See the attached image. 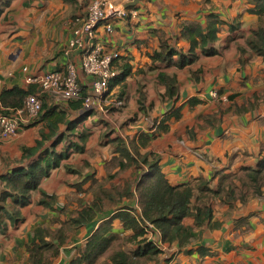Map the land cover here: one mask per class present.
<instances>
[{
    "label": "crops",
    "instance_id": "crops-1",
    "mask_svg": "<svg viewBox=\"0 0 264 264\" xmlns=\"http://www.w3.org/2000/svg\"><path fill=\"white\" fill-rule=\"evenodd\" d=\"M88 2L11 0L0 14V92L15 85L35 88L26 82L28 75L64 69L70 60L79 63V55H68L66 48ZM253 6V0H140L115 21L112 32L104 25L99 27V40L122 52L119 67L123 60L131 63V72L121 84L112 86L109 95L112 100L124 90V106L91 103L77 110L69 101L46 96L44 105L66 109L68 121L87 110L75 130L87 133L84 151L71 149L62 165L42 179L30 202L21 207L22 219L15 224L8 221L7 229L0 231V264H31L29 247L38 227L60 228L97 199L102 200L100 212L82 224H73L64 242L54 239L59 254L52 257L51 264H69L88 237L116 211L127 206L141 213L136 179L146 165L142 169L133 164L111 179L119 186L130 184L133 192L116 196L112 205L109 195L95 186L98 180L110 189L107 177L120 167L110 161L119 152L103 137L111 130L112 137H124L130 148L133 141L141 153L157 155L172 184L190 181L195 185L202 177L216 190L223 173L240 174L246 167L258 166L264 157V58L247 44L261 20L249 10ZM210 12L224 20L214 44L217 53L206 55L198 50V58L184 67L153 57L161 49V39L176 50L188 51L191 44L182 35L183 23L197 20L205 25ZM232 24L237 25L235 29ZM160 73L177 78L176 96L167 94ZM78 75L88 89L92 77L80 66ZM192 97L200 101L191 104ZM178 107L181 117L166 120L167 129H163V117ZM119 122L128 124L121 128ZM43 130L49 131L46 121L25 120L18 135L0 141V192L4 188L1 175L19 164L23 149L35 146ZM60 130L69 139L79 140L67 123H61ZM141 133L151 136L146 146L141 144ZM196 191L198 194V188ZM43 193L54 196L47 198L48 204L40 203ZM210 202L211 221L196 226L193 216L185 217L184 223L192 227L190 240L166 242L147 264H264V190L246 201L236 198L229 202L226 194H211ZM113 229L131 232L120 218L113 220ZM147 237L150 239V232ZM201 246L206 254L199 252ZM136 247L134 242L125 245L128 251Z\"/></svg>",
    "mask_w": 264,
    "mask_h": 264
},
{
    "label": "trees",
    "instance_id": "trees-1",
    "mask_svg": "<svg viewBox=\"0 0 264 264\" xmlns=\"http://www.w3.org/2000/svg\"><path fill=\"white\" fill-rule=\"evenodd\" d=\"M10 3L11 0H0V14ZM253 3L254 6L249 10L258 14L261 20L247 37V44L264 58V0H253ZM222 23L224 20L214 12L207 15L205 25L197 20L185 21L182 35L191 44L189 50L186 52L176 50L166 40L161 39V49L153 57L184 67L198 58L199 51L206 55H213L218 52L214 44L218 39ZM236 26V24H232L231 28L235 29ZM175 54L177 55L176 59L174 58ZM123 61L120 67L121 73L115 78L112 86L121 84L131 72V63ZM159 79L166 84L167 94L170 97L176 96L178 92L177 78L160 73ZM35 91L36 89L32 85L27 88L15 85L2 89L0 100L5 108L4 112H8L10 108L21 107L26 96ZM118 94L123 98L124 90L121 89ZM139 101L142 107V101ZM199 101L198 97L189 99L191 104ZM69 102V106L73 109H86L84 99ZM44 103L43 112L38 119L46 121L49 131H41V138L37 139V144L23 149L19 164L14 166L11 171L1 175L4 188L0 192V231L7 229L8 221L15 224L22 219L21 207L30 202L33 192L39 188L42 179L49 176L53 169L62 165L63 159L69 155L71 149L84 151L87 133H75V130L83 115L87 114V110L80 112L75 120L68 121L66 109L44 105ZM172 117L177 119L181 117L180 107L167 112L163 117L161 121L163 129H167L164 122ZM63 122L67 123L68 130L73 131L79 140L69 139V134L60 130V124ZM139 138L143 146L149 144L151 140V136L147 133H141ZM48 141L50 144H47ZM62 142H65L63 148L58 149V145ZM112 142L115 144L114 150L119 152V155L112 157L114 161L112 163L118 164L120 167L117 171L109 173L108 180L117 177L133 164L137 167L147 166L136 179L141 213H134L135 210L127 206L116 211L88 237L84 246L78 249L69 264H147L161 252V247L147 237L148 229L159 230L164 242L178 241L180 244H184L193 235L192 227L184 223L185 217L193 216L196 226H202L211 221L213 217L211 194H226L229 202L236 198L246 201L250 195L261 194L264 190V157L256 168L246 167L240 174L223 173L220 186L215 190L210 187L209 181L202 177H199L198 183L195 185L190 181L172 184L163 172L160 158L157 155L148 152L141 153L135 149L133 141H131L130 148L126 139L120 135L114 137ZM95 186L99 187L105 195H109L110 203L111 200L113 201L112 204L117 202L116 196L133 194L130 184H126L124 187L113 184L107 190L101 181L95 180ZM53 197V195L43 193L40 203L48 204L47 198ZM97 201L90 207H85L75 218H71L60 228L38 227L35 231V241L29 247L30 263L51 264L52 257L59 254V246L54 239L64 242L66 232L73 227V224H82L100 212L102 200L97 199ZM115 218H120L124 228L131 232L122 234L115 231L113 229ZM46 236L51 239H46ZM128 242L136 243V249L128 251L125 248ZM198 250L203 254L207 252L202 246Z\"/></svg>",
    "mask_w": 264,
    "mask_h": 264
},
{
    "label": "built area",
    "instance_id": "built-area-1",
    "mask_svg": "<svg viewBox=\"0 0 264 264\" xmlns=\"http://www.w3.org/2000/svg\"><path fill=\"white\" fill-rule=\"evenodd\" d=\"M128 1L130 0H89L86 13L73 27L66 48L68 55H79V63L70 60L64 69L28 75L26 82L35 85L36 91L26 96L21 107L4 112L0 100V141L18 135L23 121L38 119L43 112L46 96L57 101L84 99V104L108 103L122 107L123 98H109L112 84L121 73L118 61L122 52L99 40V27L104 25L107 32H112L115 21L126 15ZM79 66L92 77L88 89L79 80ZM149 232L150 239L163 248L166 242L162 240L161 232L151 228L148 229Z\"/></svg>",
    "mask_w": 264,
    "mask_h": 264
},
{
    "label": "rangeland",
    "instance_id": "rangeland-1",
    "mask_svg": "<svg viewBox=\"0 0 264 264\" xmlns=\"http://www.w3.org/2000/svg\"><path fill=\"white\" fill-rule=\"evenodd\" d=\"M123 106H124V104L122 105V107H123ZM125 124H128V122H121V123L119 122V126H120L121 128H122ZM112 131H113V130L109 131V132L107 133V135H104V134H103V137L106 136V138H108L107 140H106V139H105V140H106L107 142H110V144H111V145H110V146H111V149L115 148V144H114V142H112V139L114 138V137H112ZM110 161H111V162H114L112 159H111ZM141 168L143 169L144 167L142 166ZM109 181L111 182V186H112L113 184H115L114 182H112L111 179H109ZM112 202H113V201L111 200V203H110L111 205H112ZM100 264H101V263H100Z\"/></svg>",
    "mask_w": 264,
    "mask_h": 264
},
{
    "label": "water",
    "instance_id": "water-1",
    "mask_svg": "<svg viewBox=\"0 0 264 264\" xmlns=\"http://www.w3.org/2000/svg\"><path fill=\"white\" fill-rule=\"evenodd\" d=\"M139 2L140 0H130L126 3V7L136 6Z\"/></svg>",
    "mask_w": 264,
    "mask_h": 264
}]
</instances>
